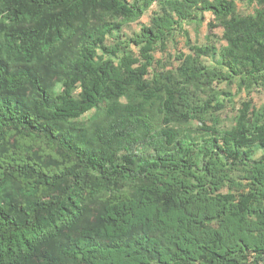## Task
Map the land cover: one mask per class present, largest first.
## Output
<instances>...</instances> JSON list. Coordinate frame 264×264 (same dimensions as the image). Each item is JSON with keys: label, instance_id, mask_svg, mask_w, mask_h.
I'll return each instance as SVG.
<instances>
[{"label": "trees", "instance_id": "1", "mask_svg": "<svg viewBox=\"0 0 264 264\" xmlns=\"http://www.w3.org/2000/svg\"><path fill=\"white\" fill-rule=\"evenodd\" d=\"M253 90L264 0H0V264H264Z\"/></svg>", "mask_w": 264, "mask_h": 264}, {"label": "rangeland", "instance_id": "2", "mask_svg": "<svg viewBox=\"0 0 264 264\" xmlns=\"http://www.w3.org/2000/svg\"><path fill=\"white\" fill-rule=\"evenodd\" d=\"M239 10L241 13H252L254 11L255 6H250L243 4L239 2ZM154 9H156V6L154 5L147 13L143 15L141 19L138 21L132 22L128 24V26L125 28V32L128 34H133L135 31H137L142 23H147L150 19L151 14L153 13ZM213 19V14L211 12L206 13V17L204 22L198 26L195 23H189L186 25L190 37L194 42H198L200 44H206L207 43V35L209 33L208 29V23L210 20ZM213 35V41L216 43L218 47H221L222 45H225L227 42L223 38V28L217 27L214 30ZM169 53L166 56V60L169 62L171 61L173 64L177 63L176 54L179 52H189V47L185 44V38L180 36L176 39V41L169 45ZM157 58H161L163 54L161 52H158L156 54ZM171 67V66H170ZM225 86V84H222ZM232 91L234 93L237 92V88L233 87ZM243 99H251L253 104L257 106H263L264 105V90H253L251 92L242 91L241 93L238 92L235 95V106L232 107V105H229L224 111L221 113V117L224 120L225 124H231L233 121V117L235 114V109L238 108L241 105V101ZM88 114V113H87ZM211 124V122L209 123Z\"/></svg>", "mask_w": 264, "mask_h": 264}]
</instances>
